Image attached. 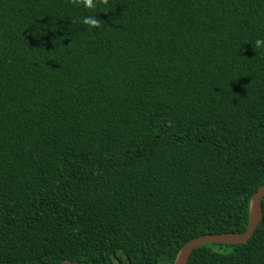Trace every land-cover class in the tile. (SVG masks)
<instances>
[{
	"label": "trees",
	"instance_id": "16d2710c",
	"mask_svg": "<svg viewBox=\"0 0 264 264\" xmlns=\"http://www.w3.org/2000/svg\"><path fill=\"white\" fill-rule=\"evenodd\" d=\"M94 3L0 0V264H173L264 184V0ZM262 210L187 264H264Z\"/></svg>",
	"mask_w": 264,
	"mask_h": 264
},
{
	"label": "water",
	"instance_id": "95a60500",
	"mask_svg": "<svg viewBox=\"0 0 264 264\" xmlns=\"http://www.w3.org/2000/svg\"><path fill=\"white\" fill-rule=\"evenodd\" d=\"M264 196V184L261 185L251 197L250 201V218L248 226L243 231H231L220 233H205L188 240L178 252L173 264H187L192 251L208 242L222 243H243L246 242L254 233L262 218V198ZM60 264H86L79 261L65 260Z\"/></svg>",
	"mask_w": 264,
	"mask_h": 264
},
{
	"label": "clouds",
	"instance_id": "9594fccd",
	"mask_svg": "<svg viewBox=\"0 0 264 264\" xmlns=\"http://www.w3.org/2000/svg\"><path fill=\"white\" fill-rule=\"evenodd\" d=\"M83 6L87 9L95 7L94 0H83ZM81 23L88 25L89 27H99V21L94 16H85L81 19ZM255 47L257 49L264 50V39L256 38Z\"/></svg>",
	"mask_w": 264,
	"mask_h": 264
}]
</instances>
